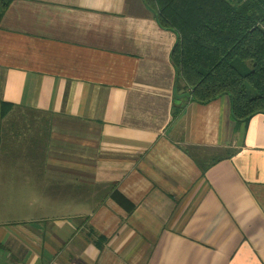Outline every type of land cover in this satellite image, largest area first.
<instances>
[{"label": "crops", "instance_id": "crops-1", "mask_svg": "<svg viewBox=\"0 0 264 264\" xmlns=\"http://www.w3.org/2000/svg\"><path fill=\"white\" fill-rule=\"evenodd\" d=\"M176 40L143 0L8 4L0 160L33 128L0 161V264H264V113L193 100Z\"/></svg>", "mask_w": 264, "mask_h": 264}, {"label": "trees", "instance_id": "trees-1", "mask_svg": "<svg viewBox=\"0 0 264 264\" xmlns=\"http://www.w3.org/2000/svg\"><path fill=\"white\" fill-rule=\"evenodd\" d=\"M11 1L0 0V20ZM143 2L161 27L177 34L171 62L193 100L205 103L227 94L237 123L264 113V0ZM13 107L1 102V120Z\"/></svg>", "mask_w": 264, "mask_h": 264}, {"label": "rangeland", "instance_id": "rangeland-1", "mask_svg": "<svg viewBox=\"0 0 264 264\" xmlns=\"http://www.w3.org/2000/svg\"><path fill=\"white\" fill-rule=\"evenodd\" d=\"M10 113L11 114L13 113V116L16 115V114H14V113H16V109H15V112L12 111ZM10 113H9V115H10ZM35 113L36 112H33V111L28 112L27 110H24L23 112H19L18 114H21V115H23V114L24 115L25 114H27V115H35ZM43 114H44L43 116H48L49 117V114L47 112H43ZM15 117L12 118L11 120H13V119L15 120ZM29 117H31V119H27V121H24V122H21V119H20L21 117L18 118V119L16 117L17 122L13 120L12 123H11V124L14 125V132H13V134H11V133L7 134V140H6L5 145L8 147V150L4 151V154H3L4 156L1 157V160H0L2 164H5L7 166V168H8V166L10 164L11 165L15 164V158H16L15 153L14 152L10 153L9 150L11 151L13 148H16L17 146H20L22 144V142H23L21 139L18 138V135L21 134L22 129H26V128L32 129L33 128V127L27 126V124L32 125V116H29ZM43 129H45V127H43ZM40 137L42 139L44 138V132H42L40 134ZM189 152L193 153L195 151H190L189 150Z\"/></svg>", "mask_w": 264, "mask_h": 264}]
</instances>
